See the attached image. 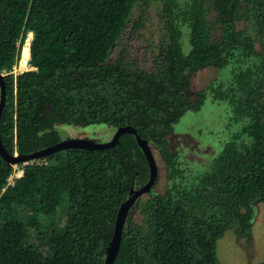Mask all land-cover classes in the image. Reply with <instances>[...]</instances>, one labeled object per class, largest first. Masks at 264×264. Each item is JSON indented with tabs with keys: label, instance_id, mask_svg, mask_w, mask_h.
<instances>
[{
	"label": "trees",
	"instance_id": "trees-1",
	"mask_svg": "<svg viewBox=\"0 0 264 264\" xmlns=\"http://www.w3.org/2000/svg\"><path fill=\"white\" fill-rule=\"evenodd\" d=\"M149 23L153 71L122 48L109 60L127 28L133 35ZM20 53L23 73L14 75ZM210 68L216 77L192 99L190 76ZM0 73L8 155L55 146L56 125L129 126L163 166V192L158 175L130 207L113 264H221L216 244L227 231L249 245L264 204V0H0ZM207 97L228 102L244 124L198 173L169 137ZM16 166L0 155V264H104L120 206L150 176L132 134L112 148L64 149ZM65 194L66 226L52 229L43 258L25 240Z\"/></svg>",
	"mask_w": 264,
	"mask_h": 264
},
{
	"label": "rangeland",
	"instance_id": "rangeland-1",
	"mask_svg": "<svg viewBox=\"0 0 264 264\" xmlns=\"http://www.w3.org/2000/svg\"><path fill=\"white\" fill-rule=\"evenodd\" d=\"M138 13L139 11L136 9L134 16H137ZM151 30L152 26L150 23L145 29L133 35L130 34V29L127 28L117 44V49L109 60L115 59L122 48L123 52L128 54V57L137 61L146 71H153L155 58L149 48L152 43ZM32 37L31 33L27 34L23 46L27 40L31 41ZM21 53L17 64L11 72L14 75L21 73L17 71L21 61ZM2 75L4 76V74ZM215 77L216 70L213 68L200 70V72L198 71V73L190 76L188 91L192 95V99L196 92L204 88ZM243 124L235 121L228 102L207 97L198 111L187 112L174 125L173 133L169 137L171 148L178 152L190 167H196V172L201 173L206 170L211 159L222 150L224 145L234 135L238 134ZM54 129L57 131L60 141L82 139L93 143H106L110 141L116 131L115 128L100 124L87 127L56 125ZM158 165L160 180L156 190L163 192V166L160 163ZM13 168L16 172L17 166L15 165ZM15 172L9 179L10 184H12L15 178ZM68 205V195L65 194L54 216L45 218L42 221V232L36 233L35 231H31L25 240L26 245L40 252L43 258L52 253L48 244V237L52 229L60 233L66 226ZM251 227L252 239L248 246L245 240L235 236L232 231H227L217 241L216 254L221 264H262L264 262V204H256Z\"/></svg>",
	"mask_w": 264,
	"mask_h": 264
},
{
	"label": "water",
	"instance_id": "water-1",
	"mask_svg": "<svg viewBox=\"0 0 264 264\" xmlns=\"http://www.w3.org/2000/svg\"><path fill=\"white\" fill-rule=\"evenodd\" d=\"M32 40V39H31ZM31 43V41H30ZM30 59V56H29ZM29 59L26 61L27 65L29 62ZM34 70L33 68H29V70L26 71H32ZM24 71V72H26ZM23 73V72H21ZM5 103V82H4V76L0 73V118L2 114V110L4 107ZM123 134H132L139 147L142 149L143 153L145 154L148 165H149V171H150V176L147 184L145 187L138 189V190H130V197L124 203L120 206L115 222V229H114V234L111 238L110 244L106 250V258L104 264H113L115 261V258L118 254L120 243H121V238H122V231L123 227L125 224L126 216L127 213L130 209V207L133 205V203L140 198L141 196L147 194L153 187L157 176H158V167L155 162V159L153 157V153L151 151V148L149 147L148 143L145 140H142L135 129L132 127H121L116 129L113 137L111 138L110 141L106 143H93L89 142L86 140L82 139H70L66 141H60L58 144H56L53 147L41 150L37 153L28 155V156H10L6 153L4 148L2 147L1 140H0V155L5 159L10 165L15 166L19 163H27L29 161H36L39 159H42L54 152H57L59 150H64V149H85V150H91V151H96V150H103V149H108L112 148L116 145L118 142L119 138Z\"/></svg>",
	"mask_w": 264,
	"mask_h": 264
}]
</instances>
